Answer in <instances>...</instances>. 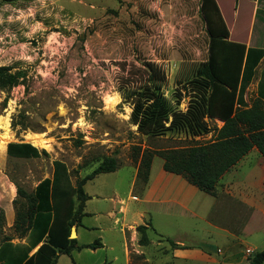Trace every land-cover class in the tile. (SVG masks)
Segmentation results:
<instances>
[{"label":"rangeland","instance_id":"rangeland-1","mask_svg":"<svg viewBox=\"0 0 264 264\" xmlns=\"http://www.w3.org/2000/svg\"><path fill=\"white\" fill-rule=\"evenodd\" d=\"M218 3L224 22L231 26L232 36L245 39L250 17L254 19L253 1L218 0ZM263 4L261 1L258 6L261 8ZM258 18L259 15L251 36V44L257 41L255 46L258 41L264 43V32L258 36V25L263 28ZM227 54L232 59L226 39L210 42L200 0H0V65L10 66L11 72L22 75L16 85L0 88V133L4 134L7 126L8 135L0 143L3 234L10 236L13 243L27 242L13 228L16 187L32 191L40 180L51 177L55 160L64 163L74 184L103 157L115 158V170L99 173L84 185L89 194H100L91 202L103 204L107 203L103 197L113 191L125 198L143 149L179 148L212 139L222 120L207 116L197 134H191V129L170 127L159 134L143 133L131 122V100L150 95L153 83L160 82L171 112L193 114L207 95V89L196 76L198 64L209 58L210 63L224 67ZM149 64L158 72L157 80ZM263 68L264 56L247 88L248 104L256 96ZM225 74L229 80L230 69ZM171 119L170 116L168 121ZM36 135L45 139L42 147L34 145ZM9 142H28L39 154L11 156L6 152ZM263 163L264 155L251 149L224 179L242 182L248 192L260 194L256 180L264 173ZM161 168L162 158L153 154L151 173ZM141 183L137 179L135 192L141 189ZM232 188L236 193L242 187L234 184ZM212 218L217 224L228 225L223 217L209 215L208 219ZM158 220H152L155 231L149 230L147 236L153 243L143 246L145 251L156 252L157 232H172V226L166 224L157 228ZM192 221L195 236L187 239L189 244L199 248L206 243L226 246L228 241L216 234L221 233L219 230L199 218ZM242 222L232 226L240 227ZM139 237L136 233L131 238L134 247L141 245ZM86 238L91 242L98 239L94 231L87 232ZM111 238L107 235V240ZM239 238L244 243L237 244L238 250L245 246L264 248V235L258 230ZM161 242L164 246L169 244ZM113 254L118 255L117 260L111 259ZM104 258L106 264H124L119 243L114 251L105 247L95 254L85 248L60 253L55 264H95ZM131 261L139 264V255L134 251ZM180 264L203 263L188 260Z\"/></svg>","mask_w":264,"mask_h":264},{"label":"trees","instance_id":"trees-1","mask_svg":"<svg viewBox=\"0 0 264 264\" xmlns=\"http://www.w3.org/2000/svg\"><path fill=\"white\" fill-rule=\"evenodd\" d=\"M200 9L210 42L213 39H226L233 56L231 59L227 54L226 60L227 64L230 60L232 63L224 67L223 64L210 63V51L208 60L198 64L196 76L207 89V95L195 107L193 114L171 112L170 102L161 91V83L157 82L153 83L150 95L131 100V122L143 133L159 134L170 127L191 129V134H197L204 126L205 116L222 120V125L215 129L213 138L208 141L164 150L143 149L136 172L137 179H141L144 184L153 154H156L162 158L165 171L179 174L199 190L213 194L222 174L249 150L255 147L264 155V68L257 84L256 96L250 104L245 98L256 68L264 56V48L227 40L229 30L216 0H200ZM148 66L155 73L154 79H158V72L150 64ZM226 69L231 71L229 80L225 79ZM10 70V66L0 65V88L16 85L22 76L20 72ZM170 116L172 119L168 121ZM6 152L18 157L39 154L38 149L28 142H9ZM116 168L115 158L103 157L91 172L72 184L64 163L55 160L51 177L40 180L32 191L27 192L17 185V197L13 201V228L17 236L26 237L27 242L13 243L10 236L3 234V213L0 212V264H55L60 253L96 248L99 245L97 239L77 245L75 237L70 238L69 235L71 227L79 225L85 214L83 207L88 195L84 191V184L97 174ZM146 229V225L136 227L141 245L148 242ZM170 244L173 248L182 247L172 241ZM245 264H264V248L252 252Z\"/></svg>","mask_w":264,"mask_h":264},{"label":"crops","instance_id":"crops-1","mask_svg":"<svg viewBox=\"0 0 264 264\" xmlns=\"http://www.w3.org/2000/svg\"><path fill=\"white\" fill-rule=\"evenodd\" d=\"M252 1L254 19L250 17L245 39L233 37L231 26L228 22H225L229 30V38L233 41L243 42L246 46L257 45V41L251 44V36L257 15H259V21L263 23V28L258 25V36L261 32H264V4L261 8L258 6L264 0ZM216 2L220 10L218 0ZM234 12L236 14V8ZM222 17L225 18L223 14ZM258 47L264 48V43L258 41ZM252 149L256 148L253 147ZM151 164L147 180L144 184L141 183V189L137 192L134 191L137 183V169L135 170L125 198L121 197L117 191H113L108 197H103V200L107 203L100 204L91 202V200L99 198V192L89 194L84 189L88 199L84 202L83 211L85 214L81 218V223L74 226L76 244L91 243L86 238V233L94 231L99 245L96 248L85 249H88L92 254L105 247L114 251L117 243H119L124 264L132 263V251L139 255V264H180V262H187L188 260L199 261L203 264H245L249 255L256 249L245 246L244 249L238 250L236 248L237 244L244 243L239 235L245 237L255 230L264 235V173L256 180V185L261 193L254 194L248 192L247 186L242 182L234 183L230 179H224L226 173L234 170L237 165L235 164L222 174L215 184L214 193L209 194L199 190L183 176L165 171L163 167L152 174L150 171ZM234 184L242 187L236 193L233 192L232 188ZM245 206L249 207L245 210ZM211 214L213 217H223L228 225L217 224L213 218L209 220L208 217ZM154 218L159 219L157 228L159 226L164 228V224L173 228L172 232H157L158 239L156 240L157 249L155 253L145 251L142 248L153 243L147 233L149 230L155 231L154 226L151 224ZM194 218H199L200 221L205 222L214 230H219L221 233L216 231V234L222 235L228 241L226 246L221 247L217 244L206 243L204 248H199L193 246L194 244H189L187 239L191 240L195 236L193 234L195 224L192 221ZM241 220L243 222L240 227L232 226V223L237 224ZM138 225L147 226L146 236L148 242L134 247L130 240L136 236ZM107 235H111L112 238L107 240ZM162 240L168 241V246H164ZM170 241L182 247L173 248ZM111 259L117 260L118 255L113 254ZM101 263L106 264V259L95 262V264Z\"/></svg>","mask_w":264,"mask_h":264},{"label":"bare ground","instance_id":"bare-ground-1","mask_svg":"<svg viewBox=\"0 0 264 264\" xmlns=\"http://www.w3.org/2000/svg\"><path fill=\"white\" fill-rule=\"evenodd\" d=\"M4 127H5L4 128V130H5L4 134L3 133L2 134L0 133V143H4L5 142L4 140H6L7 137H8V135H7V129H6L7 126H4ZM36 137L37 138L33 141L34 142V145L42 147V145H44L45 142H46L45 139H43L41 135H36ZM73 236H75V232L73 233Z\"/></svg>","mask_w":264,"mask_h":264},{"label":"water","instance_id":"water-1","mask_svg":"<svg viewBox=\"0 0 264 264\" xmlns=\"http://www.w3.org/2000/svg\"><path fill=\"white\" fill-rule=\"evenodd\" d=\"M75 232V230H74V226H72L71 227V231H70V235H69V237L70 238H74V236H73V233Z\"/></svg>","mask_w":264,"mask_h":264}]
</instances>
